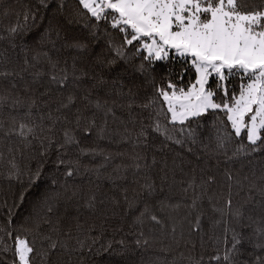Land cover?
Segmentation results:
<instances>
[{"label":"trees","instance_id":"16d2710c","mask_svg":"<svg viewBox=\"0 0 264 264\" xmlns=\"http://www.w3.org/2000/svg\"><path fill=\"white\" fill-rule=\"evenodd\" d=\"M46 2L0 0V73H11L0 75V97L7 98L0 103V242L12 243L6 232L35 239L47 255L34 256V264H208L230 247L234 229L246 238L240 264L264 256L254 247V229L264 224V150L238 152L246 136L236 138L219 110L185 125L157 116L167 110L157 88L194 83L187 60L172 55L149 66L145 53L130 48L129 61L109 65L110 45L122 35L104 22L93 29L78 0ZM18 24L23 30L10 34ZM74 41L86 47L68 46ZM65 74V86L53 82ZM246 82L230 76L229 97ZM216 83L213 75L206 87ZM224 98L217 91L216 102ZM16 99L22 103L13 107ZM29 109L24 122L34 133L10 132L11 118L19 122ZM157 120L173 139L154 130ZM65 130L77 143H64ZM226 134L232 139L221 147ZM37 169L40 179L30 182ZM229 199L239 219L228 213Z\"/></svg>","mask_w":264,"mask_h":264},{"label":"snow or ice","instance_id":"6c2138e0","mask_svg":"<svg viewBox=\"0 0 264 264\" xmlns=\"http://www.w3.org/2000/svg\"><path fill=\"white\" fill-rule=\"evenodd\" d=\"M41 4L47 7L46 0ZM81 14L89 20L95 21L92 28H98L101 22L108 24L112 29L122 35V43L110 45L114 51V57L108 61L109 65H115L118 60L129 61L130 48L134 49V55H143V61L149 66L156 61H166L170 56L186 59L194 69L196 78L187 89L177 87L169 82L167 88H157L156 93L167 105L161 113L168 118V123L185 125L191 119L198 118L208 112L216 110L224 112L227 122L231 125L234 136L240 138L246 136L247 144L241 143L238 152H257L264 150V2L256 0H78ZM34 20V17H31ZM25 22L30 17L25 15ZM24 26L17 25L9 29L10 34L15 35L23 30ZM68 46L83 49L85 44L74 41ZM138 71H146L145 64L141 63ZM8 76L11 73H0ZM39 75V74H37ZM216 77V89L206 87L210 77ZM240 76L246 80L240 86L239 96L232 94L229 97L225 81L230 76ZM67 75L59 78L53 75V82L59 86H65ZM217 91L223 92L222 102H216ZM0 97V103L6 100ZM74 100L68 97V103ZM144 105L149 107L151 103ZM19 99L12 102L13 107L21 104ZM67 107V105H65ZM100 108L99 103L96 104ZM31 115L29 109L25 116L20 118L13 116L10 132L27 138L34 133V127L24 122ZM94 126V122H93ZM89 129H85L88 131ZM156 132L164 135L166 139H173L168 135L167 127L162 128L157 120ZM100 133L103 132L101 128ZM183 131V129H181ZM143 135V133H141ZM191 134V133H190ZM220 139L221 147L232 139L231 134H226ZM64 143H77L76 137L70 130L64 132ZM175 143H181L175 140ZM64 163L63 160L60 161ZM72 176L71 168L66 172ZM40 179V170L30 179L35 182ZM211 179V178H210ZM264 198V187L259 189ZM23 193L21 200H23ZM94 199V198H93ZM89 208L94 207L92 200L88 202ZM228 213L237 219L242 217L240 208L233 209L232 201L226 202ZM51 211V209H49ZM147 207L141 212V218L147 213ZM222 211V210H220ZM151 220L160 223L155 215ZM11 221L9 220V223ZM199 221H197L198 227ZM228 228H225V244H228ZM256 241L255 248L264 252V224L254 229ZM11 244L0 242V264H34L36 255L46 256L47 251H38L35 247V239L29 240L27 236L19 234L13 236L12 232H6ZM51 240V237H45ZM242 232L231 230L230 247H226L223 256L217 254L211 257L208 264H240L236 260L241 254V247L245 241ZM251 242V241H250ZM140 241H137L139 245ZM147 243V241H145ZM56 248V243L49 246ZM8 254L11 259H8ZM203 264V258L197 262ZM247 264V262H243ZM252 264H264V256H257Z\"/></svg>","mask_w":264,"mask_h":264},{"label":"rangeland","instance_id":"374dc122","mask_svg":"<svg viewBox=\"0 0 264 264\" xmlns=\"http://www.w3.org/2000/svg\"><path fill=\"white\" fill-rule=\"evenodd\" d=\"M194 82H195V81H194ZM238 96H239V95H238ZM238 96H237V97H238ZM166 107H167V105H166Z\"/></svg>","mask_w":264,"mask_h":264}]
</instances>
